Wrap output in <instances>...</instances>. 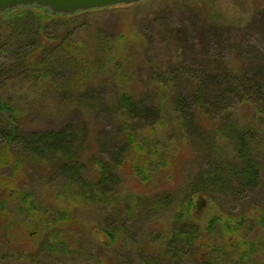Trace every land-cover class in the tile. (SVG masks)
<instances>
[{
  "label": "rangeland",
  "instance_id": "1",
  "mask_svg": "<svg viewBox=\"0 0 264 264\" xmlns=\"http://www.w3.org/2000/svg\"><path fill=\"white\" fill-rule=\"evenodd\" d=\"M79 21L85 24L77 26L76 32L75 46L81 49L75 48L71 54L81 69L86 64L80 72L56 69L52 79L42 80L36 79L38 73H31V79L29 74H11L14 55L9 47H1L0 96L21 110L20 132L46 133L71 127L83 147L80 160L86 164L88 178H92L95 159L116 155L110 143L121 123L115 109L119 96L127 92L163 114L162 124L147 130L143 126L138 132L148 138L147 150L153 151L157 145L160 149L168 145L169 150L163 151L168 158L161 160L164 165L156 172L152 163L145 167L151 170L149 179L134 173L132 163L142 162V158L128 160L118 168L121 187L118 184L116 191L124 200L135 203L140 197H169L173 207L181 196L190 197L199 206L196 214L202 228L221 214L247 210L257 215L253 208L264 196V182L259 189L240 196L214 193L209 199L190 191L189 184L210 159H217L221 153L205 146V137H212L210 129L220 119L210 121L196 111L197 124H202V128L193 127L189 134L178 127L172 106L175 96L190 98L197 91L195 76L243 74L257 64L264 68V0H147L96 10L81 16ZM60 33L61 21L55 20L47 24L41 37ZM87 91L88 101L80 97ZM229 101L231 106L223 113L229 115L225 126L230 128L238 119L239 126L248 125L264 137V121L262 125L253 121L249 104H238L236 97ZM101 142H107L104 153L97 150L96 144ZM220 142L216 140L220 149L230 146L226 141ZM4 146L0 141V155L6 150ZM212 147H216L214 142ZM9 152L2 155L5 159L0 167V264H143L138 253L141 250L162 255V240L143 238L139 228L131 223L127 225L129 241L120 234L112 248L104 246L102 240L109 242V237L102 232V226L113 218L111 207L81 203L78 199L73 202L62 194L65 180L58 169L38 157L27 156L15 144ZM21 154L27 158L19 157ZM144 156L149 162L157 161L152 152ZM26 197L28 201L24 202ZM163 215H154L158 219L147 227V233L153 228L164 231L168 227L165 218L173 216L172 209ZM66 218L71 221L64 222ZM57 233L67 234L68 242L79 250L80 256L61 261L57 255L49 254L47 247L55 243ZM251 238L259 251L250 261L240 264H264V233L256 231ZM218 260L219 264H238L228 257ZM197 261L200 264L202 260L186 257L181 264H198Z\"/></svg>",
  "mask_w": 264,
  "mask_h": 264
},
{
  "label": "trees",
  "instance_id": "2",
  "mask_svg": "<svg viewBox=\"0 0 264 264\" xmlns=\"http://www.w3.org/2000/svg\"><path fill=\"white\" fill-rule=\"evenodd\" d=\"M93 11L80 12L68 17L59 15L57 18L42 8L31 7L1 15L3 21L0 25V49L9 47L15 58V63L9 72L20 76L29 74L30 79L31 76L33 78L31 73H38L36 79L42 80L52 79L56 69L78 72L84 70L86 64L81 69L78 60H73L71 52L76 48L75 43L78 40L77 26L85 25L78 20ZM55 20L61 21V33L53 37H41L47 24ZM79 49L81 48L77 50ZM193 78L197 84V91L191 94L190 98L175 96L172 113L178 120V127L184 128L189 134L193 133V127L197 126L200 130L202 125L197 124L196 111L210 121L217 122V119H220L218 124L210 129L213 132L212 137H205V146L221 153L217 159H210L197 178L189 184L190 191L213 199L214 193L222 195L231 192L235 196H240L247 191L259 189L264 182V137L248 125L239 126L238 119L233 126L226 127L225 119L228 118L225 117L229 115L223 113L231 106L229 100L236 97L238 104H249L248 109L253 121L262 125L264 68L257 64L243 74ZM161 83L162 87H166L165 82ZM232 93L233 96H230ZM84 94L80 97L87 99L88 91ZM117 102L118 108L116 107L115 114L121 123H118L112 141H108L112 144V150L116 155H110L108 158H102L100 155L97 159L91 155V158L94 157L96 160L94 163L96 171L92 178H88L86 164L80 160L81 153L84 152H81L83 147L79 145L78 135L71 127L46 133L23 134L20 132L23 125L21 110L17 105L0 96V141L5 144L3 148H6L1 154L5 156L10 153L12 145L15 144L27 156L38 157L46 165L58 169L65 180L62 194L71 197L73 202L78 199L77 201L81 203L100 206L104 204L108 208L111 207L113 218H108L107 221L104 218L106 222L102 226V232L109 237V242L102 240L107 248H112V245L118 242L120 234L129 241L131 238L127 226L129 223L139 228L143 238L153 241L161 239L159 250L162 255L160 256L147 253V249L146 251L140 249L138 253L143 264H181L186 257L202 260L200 264H219L218 259L221 257H228L233 263L238 264L250 261L259 251L258 244L253 242L251 235L256 231L264 233V196L253 208V211L258 212L257 215L249 214L251 211L247 210L236 214H221L202 228L196 214L199 206L190 197L181 196L178 206L172 207L169 197L163 200L155 197H140L133 203L132 200H124L120 191H116L118 184L121 187L118 168L124 162L142 158V162L132 163L133 170L137 177L146 176L149 179L150 169L146 170L145 167L148 168V163L149 165L152 163L156 165L153 171L156 172L164 165L161 164V160L168 158L163 151L169 150L168 145L165 149H160L157 145L153 146V151L147 150L145 141L148 142V138L145 134L142 136L138 133L143 126L147 130L162 124L164 118L160 109L146 107L141 100L135 99L127 92L122 93ZM222 116L224 118L221 119ZM210 130L206 131V135H209ZM201 138L204 139L202 136ZM216 140H219V144H221L220 140L226 141L230 146L220 149ZM213 142L216 147H212ZM104 145L102 142L96 144L97 150L104 153ZM89 149L88 147L87 150ZM151 152L157 157V161L149 162L144 156ZM2 155H0V167L3 166L5 159V157L2 159ZM18 156L27 158L22 154ZM235 184L238 187L235 188ZM25 201H28V197ZM171 209L173 216L165 218L169 222L168 227L164 231L153 228L147 233V227L158 219L153 218L154 215L161 212L165 215ZM121 214L132 218H121ZM64 220L70 222L71 218ZM47 226L50 227L49 222ZM94 235L97 238L96 233ZM54 238L55 243L47 247L49 254L57 255L61 261H72L76 256H80L79 250L68 242L67 234L63 233L60 236L57 233ZM135 244L139 247L138 242ZM214 255L218 256L214 259ZM197 262L199 264V261Z\"/></svg>",
  "mask_w": 264,
  "mask_h": 264
},
{
  "label": "water",
  "instance_id": "3",
  "mask_svg": "<svg viewBox=\"0 0 264 264\" xmlns=\"http://www.w3.org/2000/svg\"><path fill=\"white\" fill-rule=\"evenodd\" d=\"M147 0H0V14L24 8H42L52 16H74L80 12L130 6Z\"/></svg>",
  "mask_w": 264,
  "mask_h": 264
}]
</instances>
